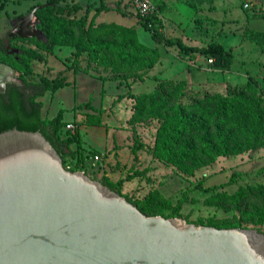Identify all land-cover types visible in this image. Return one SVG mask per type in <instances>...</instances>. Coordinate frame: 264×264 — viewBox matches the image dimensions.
I'll list each match as a JSON object with an SVG mask.
<instances>
[{"label":"rangeland","instance_id":"obj_1","mask_svg":"<svg viewBox=\"0 0 264 264\" xmlns=\"http://www.w3.org/2000/svg\"><path fill=\"white\" fill-rule=\"evenodd\" d=\"M152 2L161 7L156 16L166 37L198 47L221 43L232 53L230 67L210 68L209 60L200 54L184 55L175 47L155 45L140 26L130 0H67L51 8L56 16L68 21L84 19L85 29L99 24L114 25L141 46L156 50L158 60L141 80L117 79L108 69L87 64L83 59L85 53L75 52L67 45H54L51 53L40 51L32 42L45 40L38 30L31 38L18 37L11 42L15 50L10 53H16V48L40 53V59L29 63L32 72L24 76L27 81L65 76L68 82V86L37 99L42 103V119H51L63 110L62 127L66 130L72 124L67 130L74 141L69 155L64 157V168L83 171L98 183L107 180L114 184L131 175L129 181L122 182L119 195L131 202L153 200L149 205L162 214L153 216L209 227H213L210 222H241L243 229L264 231V141L215 158L193 155L184 162L186 169L182 171L157 152L158 121L126 123L134 96L153 91L160 81H183L182 100L187 101L203 92L229 96L250 80L264 99V42L244 35L245 28L264 33V0ZM73 3L80 4V9L69 8ZM87 4H104L109 9L86 12ZM44 7L45 0H34L25 9L6 4L5 13L0 14V36L8 35L30 13L29 26L37 24L33 14ZM247 16L253 17L247 21ZM11 69V78L18 83L20 72ZM86 102L93 109L78 107ZM86 115L98 117L100 124H84ZM246 186L258 190L242 203H230L224 198ZM259 218L261 223L251 225Z\"/></svg>","mask_w":264,"mask_h":264},{"label":"water","instance_id":"obj_2","mask_svg":"<svg viewBox=\"0 0 264 264\" xmlns=\"http://www.w3.org/2000/svg\"><path fill=\"white\" fill-rule=\"evenodd\" d=\"M32 13L8 33L31 38ZM12 69L0 63V93ZM39 132L0 133V264H264V231L146 216Z\"/></svg>","mask_w":264,"mask_h":264},{"label":"trees","instance_id":"obj_3","mask_svg":"<svg viewBox=\"0 0 264 264\" xmlns=\"http://www.w3.org/2000/svg\"><path fill=\"white\" fill-rule=\"evenodd\" d=\"M66 1L45 0L46 7L36 10L33 14L37 20L34 26L45 39L32 40L40 51L51 53L54 45H67L75 52L85 53L83 59L87 64L108 69L117 79L134 81L141 80L157 62L159 55L156 50L141 46L135 38L122 33L114 25L99 24L85 29L84 19L68 21L56 16L51 7ZM8 3L11 1L0 0V14L5 13V6ZM69 8L78 10L80 4L73 3ZM108 9L104 4H87L86 12ZM159 9L161 7L155 3V12L147 17L140 18L136 14L140 26L149 33L155 45L175 47L184 55L200 54L209 60L210 68L230 67L232 53L221 43L211 42L198 47L187 45L176 37H166L160 30L157 20L156 13ZM252 17L247 16V21ZM244 35L264 42V33L253 29L245 28ZM15 39L19 38L0 36V63L17 68L20 72L17 77L18 83H7L4 92L0 93V133L11 129L39 132L60 156L64 167V157L69 155V147L74 138L67 129H64L65 127H62L63 110H58L51 119H42L40 115L42 103L37 99L46 92L54 93L68 86V82L65 76L53 79L44 77L37 82L27 81L24 76L32 72L29 63L40 59V53L30 48H16V53H10L15 50L11 46ZM184 87L183 81L158 82L153 91L134 96L131 114L126 120L128 125L149 119L158 121L155 145L162 159L185 171L184 162L193 155L215 158L245 147L253 148L264 141V99L258 94L253 81L247 80L237 92L229 96L203 92L196 93L187 101L182 100L185 94ZM78 107L93 109L89 102L79 104ZM83 122L96 126L100 124V119L86 115ZM131 178V175L127 174L114 184L107 180H100V183L119 194L122 182ZM257 190V187L246 186L224 198L230 203L240 204ZM146 201L132 204L146 216L162 215L157 214L149 205L153 200ZM261 221L259 218L251 225H257ZM210 224L218 229H243L241 222Z\"/></svg>","mask_w":264,"mask_h":264},{"label":"built area","instance_id":"obj_4","mask_svg":"<svg viewBox=\"0 0 264 264\" xmlns=\"http://www.w3.org/2000/svg\"><path fill=\"white\" fill-rule=\"evenodd\" d=\"M131 5L135 11V14H137L140 18H145L149 14L155 12V5L151 0H131ZM72 124L67 125V129H71ZM95 159L98 158V156H94Z\"/></svg>","mask_w":264,"mask_h":264},{"label":"crops","instance_id":"obj_5","mask_svg":"<svg viewBox=\"0 0 264 264\" xmlns=\"http://www.w3.org/2000/svg\"><path fill=\"white\" fill-rule=\"evenodd\" d=\"M9 1H11V3L12 4H14V5H18V6H21V7H23L24 9L25 8H27L29 5H30V3H32L34 0H9ZM19 2V3H13V2ZM108 11V10H107ZM107 11H105V12H107ZM101 17H105V14H101ZM0 29H1V27H0Z\"/></svg>","mask_w":264,"mask_h":264}]
</instances>
